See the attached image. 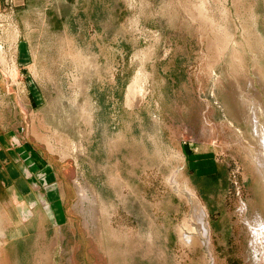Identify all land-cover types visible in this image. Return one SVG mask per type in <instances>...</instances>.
Instances as JSON below:
<instances>
[{
  "label": "rangeland",
  "instance_id": "1",
  "mask_svg": "<svg viewBox=\"0 0 264 264\" xmlns=\"http://www.w3.org/2000/svg\"><path fill=\"white\" fill-rule=\"evenodd\" d=\"M0 58V264H264V0H0Z\"/></svg>",
  "mask_w": 264,
  "mask_h": 264
},
{
  "label": "bare ground",
  "instance_id": "2",
  "mask_svg": "<svg viewBox=\"0 0 264 264\" xmlns=\"http://www.w3.org/2000/svg\"><path fill=\"white\" fill-rule=\"evenodd\" d=\"M1 59V58H0ZM4 61V60H3ZM142 72V71H141ZM137 75V74H136ZM147 78V76H146ZM145 77L141 76V75H137L135 77V79H133L134 81L131 83V85L129 86L128 90H127V94H126V97H125V104L128 106V107H134V106H137L138 104H140L143 100V93H144V84H145ZM148 79V78H147ZM262 153L264 155V139H263V142H262ZM260 148H258L259 150ZM260 149V150H261ZM257 151V150H256ZM258 153L261 152V151H257ZM257 153V154H258ZM259 155V154H258ZM256 156V159L254 158V161L256 163V166H260L262 167L263 169H260L262 170L261 173L264 177V161H262L261 158V153H260V156ZM261 160V161H260ZM256 168V167H255ZM258 168V167H257ZM257 170V169H256ZM259 172V171H257ZM260 173V172H259ZM261 175V174H260ZM80 196L82 199L86 198V195L85 193L83 192V190H80ZM87 194V193H86ZM82 205V204H81ZM193 216H192V220H193V223L195 226H198L200 227L201 230H203V234L204 236H207V226L205 224V218H206V213L204 211V209L202 208V206L200 205L199 201L195 200L194 199V203H193ZM261 226H264V224H261ZM187 229L189 230V232H194L196 231V227L192 228V227H187ZM183 234V238L185 239L186 242H189L190 240H192V236H191V233H189V235L185 234V233H182Z\"/></svg>",
  "mask_w": 264,
  "mask_h": 264
},
{
  "label": "crops",
  "instance_id": "3",
  "mask_svg": "<svg viewBox=\"0 0 264 264\" xmlns=\"http://www.w3.org/2000/svg\"><path fill=\"white\" fill-rule=\"evenodd\" d=\"M25 178H28L27 176H25ZM38 188H39V186H37ZM33 190V189H32ZM40 191V188H39V190L37 191V190H33V192L36 194V196H38V192ZM45 196V195H44ZM43 196V197H44ZM45 199V198H44ZM37 203H39V198H38V201H37ZM47 205H50V204H47Z\"/></svg>",
  "mask_w": 264,
  "mask_h": 264
}]
</instances>
